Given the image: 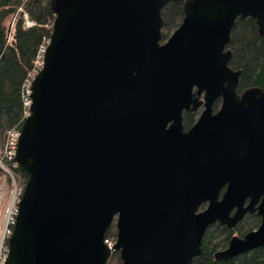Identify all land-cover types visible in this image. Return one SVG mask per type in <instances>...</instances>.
Returning a JSON list of instances; mask_svg holds the SVG:
<instances>
[{
	"label": "water",
	"instance_id": "obj_1",
	"mask_svg": "<svg viewBox=\"0 0 264 264\" xmlns=\"http://www.w3.org/2000/svg\"><path fill=\"white\" fill-rule=\"evenodd\" d=\"M174 1L51 0L4 264H107L114 253L121 264H193L208 227L247 198L262 200L260 227L215 258L264 246V90L238 92L242 71L227 48L238 18L254 19L264 38V0H183V21L162 42ZM203 93L206 109L184 132L182 112Z\"/></svg>",
	"mask_w": 264,
	"mask_h": 264
},
{
	"label": "trees",
	"instance_id": "obj_2",
	"mask_svg": "<svg viewBox=\"0 0 264 264\" xmlns=\"http://www.w3.org/2000/svg\"><path fill=\"white\" fill-rule=\"evenodd\" d=\"M23 7L29 19L35 24L24 26L19 19L10 39L6 22ZM23 15V14H22ZM163 41L181 25L184 18V1L168 3L163 11ZM55 15L51 0H0V143L3 146L7 132L22 127L25 105L23 87L34 68L40 46L52 34ZM232 51L229 65L241 70L238 92L257 87L264 90V38L259 35L256 21L252 18H238L227 47ZM192 116H189V118ZM11 170L17 173L23 183L27 176L19 167ZM4 175L0 167V178ZM13 228V226H11ZM115 224L109 228L107 237H116ZM231 231L219 225L210 226L203 239L202 252L193 264H264V246H259L230 260H217L216 252L227 248ZM107 264H121L119 253H114Z\"/></svg>",
	"mask_w": 264,
	"mask_h": 264
},
{
	"label": "flooded vegetation",
	"instance_id": "obj_3",
	"mask_svg": "<svg viewBox=\"0 0 264 264\" xmlns=\"http://www.w3.org/2000/svg\"><path fill=\"white\" fill-rule=\"evenodd\" d=\"M164 42V41H162ZM244 92V91H243ZM222 106V99H217L212 106V113L216 114ZM206 109V102L204 101V93L200 96L199 104L191 105L189 109H184L182 112V127L184 132H189L199 121L202 116V113ZM189 116H192L189 118ZM174 121H170L163 125L161 128L164 130H169L173 126ZM138 129L148 128V125L137 126ZM226 191V187L223 188L220 199L222 198L223 193ZM261 199L259 202L251 206V200L246 199L242 205H236L231 208L229 213V220L227 223L222 224L216 222L210 226L219 225L221 227H226L231 231V238L238 236L240 238L244 237L247 233L257 230L262 223V216L259 214L258 207L261 204ZM208 207L203 205L201 210H205ZM239 216L236 220L235 217ZM209 226V227H210ZM208 227V228H209ZM229 240V242H230ZM228 247V246H227ZM226 249V248H225ZM224 250V249H223Z\"/></svg>",
	"mask_w": 264,
	"mask_h": 264
},
{
	"label": "built area",
	"instance_id": "obj_4",
	"mask_svg": "<svg viewBox=\"0 0 264 264\" xmlns=\"http://www.w3.org/2000/svg\"><path fill=\"white\" fill-rule=\"evenodd\" d=\"M22 11L23 14H25V21H24V26L27 27H31L33 26L35 23L32 22L28 15L26 13H24V9L23 7H20L18 9V11ZM50 43V39L45 40L44 43L40 46L37 58L35 60L34 63V68L32 70V72L28 75V78L26 79L25 83H24V87H23V100H24V105H25V114H24V120L26 119L27 116L30 115V106L32 103V99H31V94H32V90H31V86H32V82L35 78V76L40 72V70L43 68V59H44V55L46 53L47 47ZM21 135V128L20 127H15L10 129L7 132L6 138L4 140V148H3V154L0 159V166L1 168H3L6 172H10L11 173V166L10 163H12L13 166H15L17 163L15 162V156H16V151L18 148V143H19V138ZM17 212L13 213L11 211V216L9 221L12 222V224H14L16 216H17ZM12 219V221H11ZM9 228H6V232L3 235L2 238V243H1V247H0V264H4L5 260L7 258V254H8V247L6 249H4L3 244H5L6 239L9 238V236L11 235V231L8 230ZM6 234H8V236H6ZM6 236V237H5ZM105 242L112 247V245L114 244V240L110 239L109 237L106 238Z\"/></svg>",
	"mask_w": 264,
	"mask_h": 264
},
{
	"label": "rangeland",
	"instance_id": "obj_5",
	"mask_svg": "<svg viewBox=\"0 0 264 264\" xmlns=\"http://www.w3.org/2000/svg\"><path fill=\"white\" fill-rule=\"evenodd\" d=\"M22 14L23 12L19 10L15 13V15H13L11 18L7 20L6 25H7L9 39L14 32V28L18 20L22 19L23 16V19L25 21V14L23 15ZM3 148L4 146H2L0 143V159L2 160L3 158L1 157H3L2 156ZM16 166L18 165L16 164L13 167ZM3 171H4V175H2L0 178V247H1L3 235L6 232V228H9L8 230H10L11 232L13 231V228L11 226H14V224H12V222L9 221L11 216V211L13 213H16L18 201L20 200L26 185V183H23L22 180L19 178L18 174L17 173L15 174L14 171L11 170V173L6 172L4 169ZM6 236H8V234H6ZM109 238L114 241L116 240V237L115 238L109 237ZM7 246H8V239H6L5 244H3L4 249H6Z\"/></svg>",
	"mask_w": 264,
	"mask_h": 264
}]
</instances>
